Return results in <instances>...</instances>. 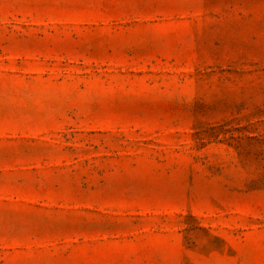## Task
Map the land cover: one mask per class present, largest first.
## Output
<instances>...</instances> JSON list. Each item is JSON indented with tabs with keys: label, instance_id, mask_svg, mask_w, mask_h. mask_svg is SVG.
Listing matches in <instances>:
<instances>
[{
	"label": "rangeland",
	"instance_id": "1",
	"mask_svg": "<svg viewBox=\"0 0 264 264\" xmlns=\"http://www.w3.org/2000/svg\"><path fill=\"white\" fill-rule=\"evenodd\" d=\"M0 264H264V0H0Z\"/></svg>",
	"mask_w": 264,
	"mask_h": 264
}]
</instances>
